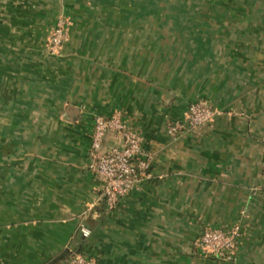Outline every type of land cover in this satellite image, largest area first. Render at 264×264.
<instances>
[{"label":"crops","instance_id":"1","mask_svg":"<svg viewBox=\"0 0 264 264\" xmlns=\"http://www.w3.org/2000/svg\"><path fill=\"white\" fill-rule=\"evenodd\" d=\"M184 2L198 11L173 34L181 58L148 67L124 30L87 18L52 56L45 6L67 1L0 0V264H71L80 250L96 264H264V0ZM198 99L219 111L212 125L171 138ZM117 111L152 165L110 210L88 161L95 117ZM237 223L235 262L193 247Z\"/></svg>","mask_w":264,"mask_h":264},{"label":"built area","instance_id":"2","mask_svg":"<svg viewBox=\"0 0 264 264\" xmlns=\"http://www.w3.org/2000/svg\"><path fill=\"white\" fill-rule=\"evenodd\" d=\"M66 37L65 28L60 22L52 37L54 46L61 45ZM218 114L219 111L209 101L198 99L188 107L183 118L167 124V134L174 139L193 134L201 127L212 125ZM111 134L119 141V145L106 146ZM151 165L144 137L125 122L122 112L95 117L88 168L99 182L101 198L110 210L151 178ZM82 233L89 235L85 229H82ZM242 239L243 229L240 223L228 228H205L194 240L193 247L204 258L235 262ZM71 264L96 262L82 254L72 253Z\"/></svg>","mask_w":264,"mask_h":264},{"label":"rangeland","instance_id":"3","mask_svg":"<svg viewBox=\"0 0 264 264\" xmlns=\"http://www.w3.org/2000/svg\"><path fill=\"white\" fill-rule=\"evenodd\" d=\"M66 1L65 7L60 3H47V6H45L48 10V25L45 28L47 34L42 44L47 46L50 55H63L66 46L70 45V36L75 29L76 23L83 18H87L90 27H92L93 23L94 26L97 23L99 25L103 24L102 27L105 29L124 30L121 39L127 43L128 47L133 45L134 42L137 43V52L141 51L142 55L146 56V66L148 67L151 55L152 60L157 59L159 64L163 63L170 54H174L175 59L176 56L181 58L182 37L175 35L179 34L180 31L182 33L185 28L194 27V23L184 20L183 16L184 14H192L198 11L197 4L195 5L196 7L188 5L184 0ZM40 8H44V6H40ZM52 13L56 17L53 20L51 18L53 16ZM60 22L63 23L67 37L61 45L55 47L52 37ZM84 29H87V27ZM174 32L175 35H173Z\"/></svg>","mask_w":264,"mask_h":264},{"label":"trees","instance_id":"4","mask_svg":"<svg viewBox=\"0 0 264 264\" xmlns=\"http://www.w3.org/2000/svg\"><path fill=\"white\" fill-rule=\"evenodd\" d=\"M190 105H191V104H190ZM74 253H79V254H82V255H84V256L90 258L89 256L86 255V252L83 251V250H80L79 252H74ZM91 259H92V258H91ZM209 259H211V258H209ZM212 260H214V259H212Z\"/></svg>","mask_w":264,"mask_h":264}]
</instances>
